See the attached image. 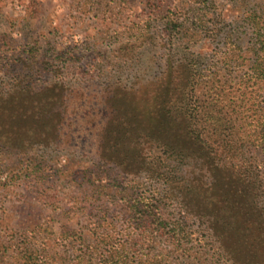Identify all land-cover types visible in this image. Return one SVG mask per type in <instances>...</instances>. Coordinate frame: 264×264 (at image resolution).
<instances>
[{"label": "rangeland", "instance_id": "rangeland-1", "mask_svg": "<svg viewBox=\"0 0 264 264\" xmlns=\"http://www.w3.org/2000/svg\"><path fill=\"white\" fill-rule=\"evenodd\" d=\"M257 28L264 0H0V97L35 84L135 89L173 63L191 67L203 99L221 89L225 101L215 113L200 108L194 124L210 146L199 150L186 136L175 155L125 139L109 155L102 141L34 132L19 115L29 108L0 106V264H79L107 242L126 244L134 191L161 194L191 229L182 250L156 244L153 253L169 254L170 264H264V154L246 134L254 125L264 133V82L247 77ZM64 51L70 68L35 74L37 62ZM220 191L236 199L234 215L218 203Z\"/></svg>", "mask_w": 264, "mask_h": 264}, {"label": "trees", "instance_id": "trees-1", "mask_svg": "<svg viewBox=\"0 0 264 264\" xmlns=\"http://www.w3.org/2000/svg\"><path fill=\"white\" fill-rule=\"evenodd\" d=\"M256 35L257 40H260V48L253 50L256 59L252 65V73L247 72L248 79L255 83L258 80L264 82V28H257ZM29 53H35V50H30ZM67 54L65 51L58 53L61 58L50 60L45 66V61L40 60L34 69L35 74L41 76L47 70L55 74L70 68L64 57ZM178 67L181 65L171 63L168 72L160 79L135 89L121 85L92 84L68 87L65 92L61 86L35 84L32 91L22 88L13 96L7 90L8 87L2 92L0 106L4 105L5 110L9 111H16L13 110L14 107L29 108L25 113L22 110L19 115L28 119L29 124L31 122L30 127L34 132L42 128L52 129L56 134L59 128V131L69 134L76 144L102 141L106 149H109V155L117 152V145L123 143L118 141L124 139L134 143L136 149L144 141L175 155L180 153V141L187 136L195 143L197 140L199 150H206V146L210 145L194 124L199 120L203 108L215 113L216 109L225 106L222 90L215 89L212 95L203 99V94L199 93L202 83L193 76L191 67ZM15 85L17 84H12L11 87ZM19 86L24 87L25 83L19 82ZM130 96L140 101L130 100ZM232 106L243 105L232 102ZM140 116H144V125L139 120ZM246 134L253 148L264 149L263 131L258 132L254 125ZM61 135L60 133L59 136ZM210 137L213 139V136ZM227 140L231 144L232 139ZM262 150L260 153L264 154ZM209 157L206 153L204 160L207 163ZM238 162H232L231 176L240 174L242 164L240 160ZM222 163L223 170L228 168L226 163ZM261 164L264 167V158ZM233 181L239 183L238 179ZM237 183L232 186L234 191ZM128 198L129 217L133 221L129 240L126 244L120 241L113 244L107 242L109 249H101V252L98 251L87 260L82 258L79 264H170L166 261L170 258L169 254L153 253L156 244L166 239L172 243L174 251H179L184 243L190 241L191 229L188 228V223L167 210L164 196L134 191ZM217 201L221 207H229L234 215L236 199H232L227 192L220 191ZM218 221L224 226L221 220ZM223 221L226 225L224 218Z\"/></svg>", "mask_w": 264, "mask_h": 264}]
</instances>
